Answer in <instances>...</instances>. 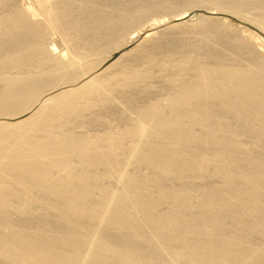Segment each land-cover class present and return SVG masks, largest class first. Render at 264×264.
I'll return each mask as SVG.
<instances>
[{
    "label": "bare ground",
    "instance_id": "bare-ground-1",
    "mask_svg": "<svg viewBox=\"0 0 264 264\" xmlns=\"http://www.w3.org/2000/svg\"><path fill=\"white\" fill-rule=\"evenodd\" d=\"M21 3L0 0V116L30 111L0 122V264H264V51L211 15L264 29V0Z\"/></svg>",
    "mask_w": 264,
    "mask_h": 264
},
{
    "label": "rangeland",
    "instance_id": "rangeland-1",
    "mask_svg": "<svg viewBox=\"0 0 264 264\" xmlns=\"http://www.w3.org/2000/svg\"><path fill=\"white\" fill-rule=\"evenodd\" d=\"M20 2H22L21 4L26 6L29 4H32L33 0H19ZM196 14V15H195ZM202 14H210L208 11H206L205 9L202 8H194L191 9L190 11H188L186 14L182 15V16H175L171 19L168 18L165 19V22H161L158 27H156V29H150L149 26H147L145 29H143L142 31H140L138 34H135L134 37H132V39L126 44L124 45L122 48H120L119 50H117V52L115 53V55L111 56L109 59H111L110 61L105 62L104 64L101 65V67L99 68L100 70H102V68H104L108 63L112 62L114 59H116L118 57V55L122 52L125 51L127 49H130L131 47L135 46L136 44H138L140 42V40H142V37L146 34V32L148 31H156L161 30L166 28L167 26H172L175 25L177 23L180 22H186V21H193L195 20L199 15ZM212 16H219V17H226L228 18V20L231 21V23H233L232 25H234V27H239L237 29H240V32L242 35L247 36V37H251V38H255L256 40V48H259L258 50H262L264 51V29L260 28L259 26L255 25V23L253 22V19H247V18H242L238 16H233V15H227V14H223V13H215V12H211ZM193 19V20H192ZM243 19V20H242ZM249 20V21H248ZM146 30V31H145ZM242 31L244 32V34L242 33ZM247 31V32H246ZM157 32V31H156ZM246 34V35H245ZM257 36V38H256ZM55 37V38H54ZM52 37L51 40H53L58 47L60 46L62 50H66V47L64 45V43L62 42V40L60 38H58L57 36ZM254 41V43H255ZM59 47V48H60ZM60 50V49H59ZM99 69H97L98 71H100ZM58 89H62V88H58ZM30 114L29 112H26L25 114H23L22 116L19 117H9V116H0V122H15L18 120V118L22 119L25 118L26 116ZM8 120V121H7Z\"/></svg>",
    "mask_w": 264,
    "mask_h": 264
}]
</instances>
